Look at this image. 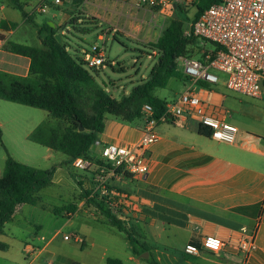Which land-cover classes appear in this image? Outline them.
Segmentation results:
<instances>
[{
  "label": "crops",
  "instance_id": "crops-1",
  "mask_svg": "<svg viewBox=\"0 0 264 264\" xmlns=\"http://www.w3.org/2000/svg\"><path fill=\"white\" fill-rule=\"evenodd\" d=\"M25 1L19 0L24 5V12L33 18L37 27L41 28L36 22L35 13L27 11ZM95 2L99 8L98 0L74 2L77 4L66 3L60 7L49 6V0H37L36 6L47 4L49 9L45 15L50 9L57 11L47 17L45 23L51 25L60 39H63V34L71 30L67 22L72 13L77 10L90 12L86 6L88 3L96 5ZM0 21H4L7 27L11 23L17 24L14 30L6 31L0 28V35L4 37L0 48V71L16 77H26L29 73V59L6 51L4 46L7 43L19 44L12 41L11 37L15 35L19 25L28 22L9 0H0ZM40 45L41 48L29 47L43 49L41 41ZM187 87L184 86L182 92ZM193 88L208 102L223 106L224 96L214 92V89L203 84ZM163 89H155L152 95L167 101L165 97L157 96V90ZM12 104L17 113L32 118L33 124L22 125L24 130L20 133L19 127L24 122L14 121L16 119L8 122L0 120L2 139L5 138V127H9L12 131V141H19L20 147L36 151L33 147L25 145V142H31L43 148L41 151L43 160L53 158L54 152L57 151L28 139L29 134L39 124L47 121L48 112L17 103ZM243 105V120L239 116H228L225 110L226 120L238 129L235 143L226 144L210 139L208 134L203 135L199 132V124L191 119L160 122L156 127L158 140L147 152V173L143 176L123 174L112 182L113 186L127 196V203L116 216L134 238L148 246L147 257L133 254L129 243L128 253L93 255L90 248L94 247L95 238L90 231L85 233L83 238L78 237L82 243L81 247L86 248L83 251L87 252L86 255H79L76 260L67 259L68 262L65 260L64 264H108V260L113 261V264H142L141 260L150 261L151 264H264V100L246 99L243 100ZM40 110L46 112L47 117L42 115ZM142 127V121L127 123L115 116L105 115L104 130L97 135V141L88 156L98 158L99 149L107 144L128 146L135 144L141 136ZM64 156L66 159H60L55 163L49 188L56 190L59 199L64 196L73 197L70 201L76 204L77 210L69 216L62 212L60 216L72 223H81L91 230L97 226L109 230L111 236H116L117 232L126 238L123 232L108 224L100 211L88 206L85 200L78 196L79 189L88 190V185L82 181L84 176L75 173L78 169L72 164L65 165L68 157ZM37 194L35 196L39 199ZM41 199H44V196ZM24 205L27 204L15 209L12 220L0 233V242L8 246L6 252H0L2 255H7L13 249L25 253L31 247L26 244L23 246L21 240L7 229L8 224L14 226L17 214ZM38 229L39 227L35 228V238L42 241L37 237ZM58 231H48L46 234L50 236V233ZM251 233H254L255 249L246 257L238 245L242 238ZM208 235L215 236L223 242L224 246L218 254L201 252L198 256L187 257L189 260L177 255L183 253L186 244L198 246ZM42 236L45 237L44 234ZM50 242L51 240L47 241L48 244ZM157 248L161 249L162 255H151ZM41 252L34 250L31 264L42 256L39 255ZM51 257L56 258L58 255Z\"/></svg>",
  "mask_w": 264,
  "mask_h": 264
},
{
  "label": "rangeland",
  "instance_id": "rangeland-1",
  "mask_svg": "<svg viewBox=\"0 0 264 264\" xmlns=\"http://www.w3.org/2000/svg\"><path fill=\"white\" fill-rule=\"evenodd\" d=\"M98 1H100L99 8L97 7V2H95L96 5L88 3L86 8L91 10L90 12L77 10L72 13L71 18L67 22L71 30L66 32L67 34H63L61 44L67 47L68 53L77 61L80 60L84 50H90L92 46L99 47L105 56V63L102 67L89 69V74L108 95L120 100L148 77L159 57V53L152 47V44L156 42L172 20L178 19L181 21L186 37H192L187 33L196 12V0H173L170 6L171 10L168 9L163 12L159 11L158 8L136 7L129 3L114 0ZM25 2L27 11L35 13L36 22L41 27L45 24L47 17L57 12L54 9H50L46 15L45 13H38L35 11V8L39 5L36 6L37 0H26ZM58 14L61 15V13ZM37 28L31 23H23L19 25L11 40L19 44L41 48L40 41L37 38ZM198 46L199 41L194 40L186 46L185 51L178 57L179 60H176L177 67L182 75L183 60L190 57H198L200 53L197 51ZM206 47L207 49H212L213 45L206 44ZM13 56L15 57V55ZM213 73L218 75L220 83L212 86L211 89L224 96L223 109L227 111L228 116H239L243 120V100L250 98L226 89L223 85L224 75L216 71ZM184 86L187 87L188 83L185 81L183 75V79H171L166 88L157 90L156 93L157 96L165 97L168 101H173L182 92ZM81 94L82 100L79 102V105L86 115L91 118L94 114L92 111L93 102L86 99L91 93L89 91L87 93L82 92ZM13 106L14 104L12 103L0 100V120L8 122L16 119L14 121L24 122L19 127V132L21 133L24 130V126L22 125L33 124V119L26 117L25 114L17 113ZM27 109L30 110V108ZM41 113L47 117L46 112L41 111ZM11 136L12 131H10L9 127H5V138L0 143V175L3 174L8 154L22 164L42 170H49L60 159H66L63 154L54 152L53 158L43 160L42 147L31 142H25V145L36 149V151H31L26 147H20L19 141H12ZM33 154L35 155L32 158ZM88 159L96 160L97 158L89 156ZM75 173L78 176L85 174L81 170H76ZM79 190L78 196L81 198L84 190ZM37 196L39 197V201L36 205H24L22 210L17 214L14 223L15 227L10 224L7 226V229L11 230L13 236H17L18 240H21L23 246L25 244L30 245L34 247V250L36 249L38 252L42 251L39 254L42 256L34 264H64L67 259L75 258L74 260H76L79 255H86L87 252H83L86 248L81 247L82 243L77 242L74 237L65 241L62 238L64 234L83 238L85 233L91 231L95 238L94 247L90 248L93 255H117L119 253L121 255L130 251L124 235L116 232V236H111L108 232L109 230L102 229L101 227L98 228L97 226L91 230L81 223H72L67 218L56 215L53 212L55 208H60L66 203L71 202L70 200L73 197L67 198L64 196L62 199H59L56 195V190L49 187L40 191ZM43 196L44 199H41ZM36 227H39L37 237L44 234L46 241H39L35 238ZM53 230H59L61 235L51 240L48 244L47 241L51 236L47 235L46 232ZM0 252L6 251L0 250ZM33 252L27 254V252L22 253L13 249L7 255L0 253V264H31ZM145 253L148 252H143L140 255ZM161 253V249L157 248V251L152 252L151 255H162ZM52 255H58V257L53 258L51 257ZM177 255H181L183 259L189 260L183 253ZM141 261L142 264H151L147 260Z\"/></svg>",
  "mask_w": 264,
  "mask_h": 264
},
{
  "label": "trees",
  "instance_id": "trees-1",
  "mask_svg": "<svg viewBox=\"0 0 264 264\" xmlns=\"http://www.w3.org/2000/svg\"><path fill=\"white\" fill-rule=\"evenodd\" d=\"M9 2L22 12L26 22L37 28L33 18L24 12V5L19 0H9ZM218 2L220 0H196L193 20ZM16 27L15 23L7 27L4 21H0V28L6 31L14 30ZM55 35H57L56 30L45 23L41 28H37V36L43 49L15 43H7L4 46L6 51L28 58L30 64L26 77H16L0 71V100L47 111L49 120L39 124L29 134L28 139L66 155L68 157L66 166L80 157L100 163L98 158L88 159V155L97 141V135L104 130L105 115L115 116L127 123L143 122L142 107L148 104L153 109L154 118L159 119L166 101L153 96L152 92L158 88H165L171 78L183 79L176 60L185 51L186 46L195 40L184 35L181 21L172 20L152 44L159 57L147 79L134 87L128 95L117 100L97 85L82 62L75 60L68 53L67 47L57 42ZM0 40H4L3 35H0ZM89 91L91 95L86 99L93 102L94 114L91 118L79 105L82 100L81 93ZM80 126L83 128L82 132L79 131ZM199 132L203 135L208 134V130L202 127L199 128ZM54 170V167L49 170L33 168L7 155L4 171L0 176V233L12 220L18 206L37 204L39 199L35 195L51 185ZM89 195L90 191L84 190L81 198L88 206L100 211L110 226L126 235L133 254L139 255L148 251V246L134 238L123 222L112 214L103 202L96 197L89 198ZM76 210V204L69 203L55 208L53 212L56 215H61L62 212L74 214ZM7 249L6 244L0 243V250ZM107 262L114 263L111 260Z\"/></svg>",
  "mask_w": 264,
  "mask_h": 264
},
{
  "label": "built area",
  "instance_id": "built-area-1",
  "mask_svg": "<svg viewBox=\"0 0 264 264\" xmlns=\"http://www.w3.org/2000/svg\"><path fill=\"white\" fill-rule=\"evenodd\" d=\"M77 1L86 3L90 0H49V3L60 7ZM114 1L136 7L158 8L161 12L171 10L173 3V0ZM47 8V4H39L35 11L45 13ZM187 34L199 41L197 51L200 52L198 57H190L182 62L183 75L189 86L175 100L165 102L159 119L154 118L150 105H143V127L135 144L102 146L98 157L100 163L82 157L72 162L74 168L85 173L82 181L88 185L89 198L96 197L114 215L120 214L127 203V196L112 182L123 174L143 176L147 173V152L158 140L156 127L160 122L191 119L208 130L210 139L226 144L235 143L238 129L226 120L223 106L208 102L194 86L203 84L211 88L218 85L220 78L213 73L216 71L224 75L223 85L226 89L250 99L264 100V0H220L193 20ZM206 44L213 45V48L207 49ZM80 61L85 69H95L103 66L105 56L99 47L92 46L90 50L82 52ZM59 235L60 231L52 232L48 240ZM72 237L80 242L77 236H62L65 241ZM40 238L46 241V237ZM223 246L219 238L208 235L198 246L186 244L182 252L187 257L198 256L201 252L218 254ZM238 248L247 257L255 249L254 233L242 238ZM33 251V247H30L26 252Z\"/></svg>",
  "mask_w": 264,
  "mask_h": 264
},
{
  "label": "water",
  "instance_id": "water-1",
  "mask_svg": "<svg viewBox=\"0 0 264 264\" xmlns=\"http://www.w3.org/2000/svg\"><path fill=\"white\" fill-rule=\"evenodd\" d=\"M51 26V25H50ZM55 39L57 40L58 43L61 44V39H60V36L59 35H55ZM79 131L82 132L83 131V128L80 126L79 127ZM148 253H145L143 255H141L142 257H147Z\"/></svg>",
  "mask_w": 264,
  "mask_h": 264
}]
</instances>
